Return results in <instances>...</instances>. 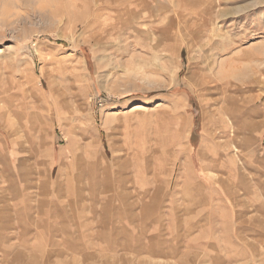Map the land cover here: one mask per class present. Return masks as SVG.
Returning a JSON list of instances; mask_svg holds the SVG:
<instances>
[{
  "label": "rangeland",
  "instance_id": "rangeland-1",
  "mask_svg": "<svg viewBox=\"0 0 264 264\" xmlns=\"http://www.w3.org/2000/svg\"><path fill=\"white\" fill-rule=\"evenodd\" d=\"M0 264H264V0H0Z\"/></svg>",
  "mask_w": 264,
  "mask_h": 264
},
{
  "label": "bare ground",
  "instance_id": "bare-ground-1",
  "mask_svg": "<svg viewBox=\"0 0 264 264\" xmlns=\"http://www.w3.org/2000/svg\"><path fill=\"white\" fill-rule=\"evenodd\" d=\"M114 2V1H113ZM107 4H109V3H107ZM110 5H111V3H110ZM105 6V5H104ZM85 7V6H84ZM88 9V8H87ZM85 18V17H84ZM135 108V107H134ZM180 136V135H179ZM70 146H68V148H69ZM181 152H183V149H181ZM75 160V159H74ZM78 163V162H77ZM75 165H76V162H75ZM193 189H196V186H193ZM224 192V191H223ZM231 198V197H230ZM175 240V239H174ZM177 240V239H176ZM164 241V240H163ZM161 242V241H160ZM161 244V243H160ZM175 244V243H174ZM166 245V244H165ZM167 246V245H166ZM160 247H162V246H160ZM163 248V247H162ZM157 249V248H156ZM172 249V248H171ZM171 249H169V251L171 250ZM159 250V249H158ZM169 254V253H168ZM172 253H170V255H171ZM106 261V260H105Z\"/></svg>",
  "mask_w": 264,
  "mask_h": 264
},
{
  "label": "trees",
  "instance_id": "trees-1",
  "mask_svg": "<svg viewBox=\"0 0 264 264\" xmlns=\"http://www.w3.org/2000/svg\"><path fill=\"white\" fill-rule=\"evenodd\" d=\"M60 42V41H59Z\"/></svg>",
  "mask_w": 264,
  "mask_h": 264
}]
</instances>
